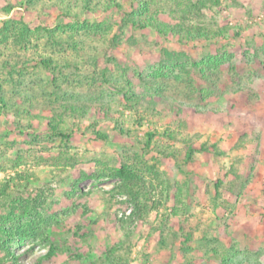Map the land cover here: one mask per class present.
Instances as JSON below:
<instances>
[{
  "label": "rangeland",
  "instance_id": "374dc122",
  "mask_svg": "<svg viewBox=\"0 0 264 264\" xmlns=\"http://www.w3.org/2000/svg\"><path fill=\"white\" fill-rule=\"evenodd\" d=\"M6 2L0 22L50 30L0 56V225L21 229L8 250L19 264H107L109 250L124 264H264V0ZM116 4L205 32L120 30ZM5 58L26 69L9 73ZM40 58L55 73L35 68ZM187 143L220 153L185 164ZM122 164L137 176L128 184L113 176Z\"/></svg>",
  "mask_w": 264,
  "mask_h": 264
},
{
  "label": "trees",
  "instance_id": "16d2710c",
  "mask_svg": "<svg viewBox=\"0 0 264 264\" xmlns=\"http://www.w3.org/2000/svg\"><path fill=\"white\" fill-rule=\"evenodd\" d=\"M26 2L30 3L31 1H35V0H25ZM134 1H139V0H134ZM212 1V0H210ZM214 3H218V0H213ZM141 1H140V7L138 9V12L140 11H146L147 7L145 5H142ZM67 7V6H65ZM115 7L117 9L120 10L121 14H120V18H119V28L120 30L124 29L125 27H131L134 29H147V28H152L154 29L157 34H159L161 37H163L164 39H166L168 37L169 34H176V35H181L183 38L187 39V40H194L197 37H202L203 33L205 31H198L195 28L192 27H187L186 24L181 21L180 24H168V23H163L160 22L158 20H156L155 18H144V19H135L133 17V13L132 11H124L121 10V6L116 4ZM134 7V6H133ZM14 9L13 4H11V2H6V4L1 8V12L4 13L5 15H8L12 10ZM135 9V8H134ZM71 9L69 8H62L63 14L66 15L67 17H71L74 20L73 21H77L75 20L77 18V16L74 14L72 15L70 12ZM137 10V9H136ZM134 10V11H136ZM136 13V12H134ZM17 23V24H16ZM77 23V22H76ZM75 24V23H74ZM70 26H74L72 24H69L68 26H57L56 29H62L64 27H70ZM86 26V25H85ZM87 27V26H86ZM89 27V26H88ZM48 32L50 34V30H47L46 28H42V27H36L35 30H30L27 25L23 24V23H18V22H14L10 19H5L2 20L0 22V56H3L2 50H7L8 47V43L10 40H13L15 43H18L20 46L21 50H26L28 51V47L27 45L30 43L31 38L32 37H38V35H41L42 32ZM222 33H227V30L224 29L221 31ZM221 32H219L218 34L221 35ZM43 35V34H42ZM240 34L238 32L234 33V36H239ZM204 37H206V35H204ZM119 41V36L118 35H114L111 39V45L112 46H116L117 43ZM164 53L166 54V56H170V52L168 51H164ZM170 54V55H169ZM10 56H14V55H10ZM220 58V57H219ZM218 61V59L216 60ZM194 66H199V64L196 63H192ZM26 64H19L18 61H13L8 58H5V60H3V62L1 63V68L2 69H8L9 73H19L20 75L22 74V71H24ZM35 68L38 67H43L44 69L47 70H51L52 73H55L53 67V61L51 59H47V58H40L39 61H37L34 65ZM200 73H203L204 70L200 69L199 70ZM7 100L5 101V99L2 97V95H0V111L4 109V107L7 105ZM51 134L59 137L60 139H62L63 141H67L70 138L69 134H65L61 131H59L56 127L51 126ZM94 135L100 139V140H106V136L98 131H94L93 132ZM167 137L169 138H173V136L170 133L166 134ZM153 134L149 133L148 134V138L144 144L145 147V151L146 153H149L152 148H151V143H152V138H153ZM191 142V140H189ZM186 149H185V156H184V163H188L192 160L193 155L195 153V151L199 150V151H207V152H211L213 154L219 155V150L217 149L216 145L213 144L210 147L206 144H201L200 147L197 149L195 147H193V145L191 143H187V145H185ZM156 153L160 156L166 157V158H172L175 161L177 160V155L173 152H167L166 150H160V149H155ZM152 159H156V158H152ZM113 176L116 178H119L121 180V182H124L126 184H128L129 182H131L133 179H136L137 176L135 174H133L128 166H126V164H122L120 166V168L116 169L113 173ZM86 178L88 177H92L91 175H87L84 176ZM222 182L221 180H216L214 183V188H215V198L214 201H217V199L219 198V188L221 187ZM0 195H4V194H0ZM25 214V213H24ZM21 234V229H19L17 227V229L14 228H8L6 226L0 225V247L2 248V250L4 251H8L9 250V242L12 241L13 237H19ZM6 236V239H3V237ZM30 236V235H29ZM20 238V237H19ZM22 239V238H21ZM191 237L189 235L183 236V244L184 249L183 252L186 253L190 247L186 246V243H188L190 241ZM9 252V251H8ZM53 255V250L50 249L44 256L41 257V260H47L50 259ZM108 257L106 258V260L108 261L107 264H124L123 260L120 258H117L115 256V253L112 252L111 250L108 251ZM5 261H9V263L12 264H19V260L17 259V257L9 252L7 254V256L0 261V264H4ZM228 263V258L226 256H224L222 258L221 264H227Z\"/></svg>",
  "mask_w": 264,
  "mask_h": 264
}]
</instances>
